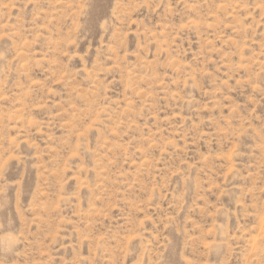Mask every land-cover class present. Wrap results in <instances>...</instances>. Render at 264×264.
Instances as JSON below:
<instances>
[{
	"label": "rangeland",
	"instance_id": "obj_1",
	"mask_svg": "<svg viewBox=\"0 0 264 264\" xmlns=\"http://www.w3.org/2000/svg\"><path fill=\"white\" fill-rule=\"evenodd\" d=\"M0 264H264V0H0Z\"/></svg>",
	"mask_w": 264,
	"mask_h": 264
}]
</instances>
